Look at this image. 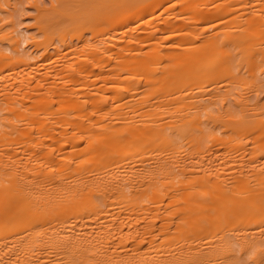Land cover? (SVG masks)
I'll use <instances>...</instances> for the list:
<instances>
[{
    "label": "bare ground",
    "instance_id": "bare-ground-1",
    "mask_svg": "<svg viewBox=\"0 0 264 264\" xmlns=\"http://www.w3.org/2000/svg\"><path fill=\"white\" fill-rule=\"evenodd\" d=\"M7 1L0 0V21L12 16L3 9ZM54 1L53 13L66 22L42 25L40 38L33 36L42 59L69 51L72 37L82 38L79 30L87 24L99 39L89 45L91 54L113 57V76L106 87H79L77 95L50 82L33 100L19 93L30 85L29 76L0 84V264H243L247 252L259 254L254 247L264 244V103L233 91L239 71L230 63L217 69L212 49L206 53L209 78L220 70L227 91L214 85L211 100L201 103L210 89H188L204 78L193 71V55L183 56L181 42L166 49L163 39L183 37L178 20L186 4L264 0ZM171 9L161 18L164 37L152 33L133 45L135 23ZM13 26V19L0 23V42L9 45L0 43L1 77L31 64L29 53L18 50ZM103 29H113L115 40L127 38L110 50V36L99 38ZM97 63L102 66L101 59ZM77 65L63 67L82 71L89 64ZM54 103L62 116L47 121ZM210 123L257 133L251 157L242 154L214 167L204 156H184L185 132L192 142ZM188 149L197 147L192 142Z\"/></svg>",
    "mask_w": 264,
    "mask_h": 264
},
{
    "label": "rangeland",
    "instance_id": "rangeland-1",
    "mask_svg": "<svg viewBox=\"0 0 264 264\" xmlns=\"http://www.w3.org/2000/svg\"><path fill=\"white\" fill-rule=\"evenodd\" d=\"M7 2L10 5L6 6L4 4L3 9L12 12V16L5 17L0 23L6 22L7 19H13L14 33L19 39L18 50L22 51V53L24 51L27 55L29 53L31 64L26 69H11L7 71V75L4 77L0 75V84H19L29 76L30 85L23 88L19 93H26L31 100L46 92V87L50 82H53V85L57 86V88L73 89L75 95L78 94L75 91L79 87L91 92L97 86H107L110 77L113 76V57H110L108 53L102 54L105 55L102 56L98 51H94L91 54V44L97 43L99 39L89 30L90 25L84 24V26H81L79 32L83 33L82 38L72 37V45L68 48L69 51L66 48H62L61 53L42 59L41 54L44 50L35 44V40L39 39V35H41L39 27L45 24V28L47 24L50 25L48 27H60L66 22L65 16L53 13L52 8L56 6L54 0H8ZM85 4L86 2H84ZM222 6L211 2L197 5L186 4L180 14L182 17L178 20L182 27L183 37L164 38L163 44H165L166 49H169L171 46H177L181 42L183 56L186 58L189 55H193L191 61V64L195 62L192 67L193 71L203 73L202 76L204 78L202 80L200 78L195 79L196 81L192 82L188 89L198 90L200 85L204 89H210L209 93L204 92L200 97L201 103H207L211 100L212 87L214 85L217 86L216 91L219 90L223 94L227 91V80L220 70L213 79L209 78L212 67L211 59L206 58V53L210 54L212 52L210 51L211 49L214 52H218L216 58L217 69L230 63L239 71V75L233 82V91L242 92L253 99L259 98L264 103V57L263 54H259L261 51L264 53V4ZM219 7L223 8V13L221 12L222 9L218 11ZM193 9H196V11H192ZM38 10L40 14H44L39 16L40 19L37 18L40 15ZM173 11L172 9L158 10L154 13L155 17L152 18L153 20L141 24L135 23V35L132 36L133 45H139L144 42V39H149L152 33H155L154 35L156 36L164 37L167 34V30L160 28V24H162L161 18L172 14L171 12ZM11 26L10 24L6 28L12 29ZM163 27H170V25H163ZM102 32V34L99 33V38L110 36L107 39L109 49H112L116 42H125V38H127L124 36L115 40L112 34L113 29H103ZM189 41H193V44L197 45L196 50H191ZM4 42L0 43L8 47V43ZM7 49H4V51L9 54V49ZM99 59L102 60L101 67H97V60ZM84 62L89 64L88 70L78 71L73 69V67L76 68L78 66L77 64ZM67 65L73 67L66 70L65 66ZM184 66H187L186 61ZM28 71H31L29 75L27 74ZM75 71L76 73H74ZM188 89L186 88L185 91H188ZM57 107V103L52 104L49 110L50 113L47 115V121L48 119L59 120L60 116H62ZM209 126L204 132H196L191 137L193 139L192 142L197 147L195 152L189 151L188 145L192 142L189 141V134L185 132L183 141H185L186 152L184 156H193L196 160L200 156H204L205 161L214 162V167L224 162L230 163L234 159H239L242 154L246 155L245 159L251 157L253 146L258 144L253 138V135L257 133H251L250 130L245 128L235 131L225 130L218 126H213L212 123ZM260 158H258L259 162L262 161ZM262 245V247L260 245L254 247H259L262 250L259 254L255 255L252 252H247L243 256L242 263L264 264V244ZM16 263L21 264L19 261Z\"/></svg>",
    "mask_w": 264,
    "mask_h": 264
}]
</instances>
